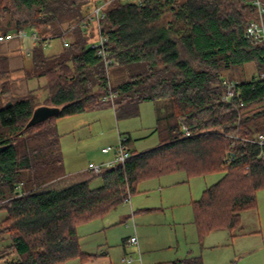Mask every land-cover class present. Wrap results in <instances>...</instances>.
Listing matches in <instances>:
<instances>
[{
    "label": "trees",
    "instance_id": "1",
    "mask_svg": "<svg viewBox=\"0 0 264 264\" xmlns=\"http://www.w3.org/2000/svg\"><path fill=\"white\" fill-rule=\"evenodd\" d=\"M101 1L0 0V34L34 27L40 40L31 47L26 76L45 77L42 86L14 95L9 57L0 53V235L10 240L0 249V264L89 258L80 249L78 225L103 217L150 177L221 173L192 202L199 236L239 227L241 212L256 207V193L264 188V145L248 139L264 136V78L256 76L264 71V45L245 35L248 21L257 17L253 0H110L99 26L118 73L115 83L89 46L95 33L88 6ZM168 15L182 22L165 20ZM62 35L67 44L46 54L44 40ZM248 63L255 73L246 78ZM222 78L236 81L243 105L236 94L229 102L221 99ZM39 89L47 91L43 104L59 112L25 128ZM109 89L115 91L113 107L103 99ZM144 101L166 107L155 116L158 143L137 151L127 136L132 156L123 167L116 163L92 173L99 185L90 187L93 176L62 184L55 120L103 105L117 119L129 118ZM9 251L16 257L8 258ZM157 264L202 263L190 255Z\"/></svg>",
    "mask_w": 264,
    "mask_h": 264
},
{
    "label": "rangeland",
    "instance_id": "2",
    "mask_svg": "<svg viewBox=\"0 0 264 264\" xmlns=\"http://www.w3.org/2000/svg\"><path fill=\"white\" fill-rule=\"evenodd\" d=\"M92 7L91 2L89 10ZM167 19L174 24L182 22L170 15L165 20ZM90 26L95 38V29L93 25ZM28 27L34 28L32 26L26 28ZM66 35L44 40L43 51L46 54H54L62 49L63 45L67 44V41L63 40ZM30 51L31 48L27 53L29 55L24 51L21 53L20 49L12 52L21 55L25 66L24 69L12 71V82L15 84L12 89L22 91L23 95L45 83V77L26 76L31 67ZM243 71L246 78L255 73L251 63L246 64ZM107 74L112 83L118 80V73L113 66L109 67ZM46 95V90H37L35 96L38 105L44 103ZM112 107L103 105L94 110L55 120L63 155L64 175L60 176L62 184L74 183L93 176V172L87 169L88 163L110 158L111 153H102L101 147L115 144L118 135L122 138L129 136L132 139L131 147L137 151L158 143V134L153 131L155 116L163 113L166 107L144 101L139 105L138 115L119 119L116 118ZM220 176L221 173L217 172L188 177L185 172L176 171L144 179L137 184L136 191L130 193L127 199L103 217L92 219L95 221L88 226L95 229L97 223L102 220L101 223L107 225L106 228L96 233H86L85 237L96 234L99 240L104 241L105 238L107 242H111L110 252L114 259L123 253L122 238L135 232L140 241L143 257L151 263L189 254L200 257L202 264H264V188L256 193V207L244 212L240 220L241 225L231 230L233 236H229L231 231L227 229H216L199 236L193 221L190 200L199 199L203 189ZM99 184L98 176H93L89 182L90 187ZM26 185H30L29 181H26ZM131 211H134V215ZM4 216L5 211L0 210V219ZM108 220L111 221L110 225L107 224ZM240 227L250 233L245 236H234ZM9 242L6 234L0 235V249L6 247ZM133 250V247L127 246L126 256H135ZM7 253L8 258L16 257L13 251Z\"/></svg>",
    "mask_w": 264,
    "mask_h": 264
},
{
    "label": "built area",
    "instance_id": "3",
    "mask_svg": "<svg viewBox=\"0 0 264 264\" xmlns=\"http://www.w3.org/2000/svg\"><path fill=\"white\" fill-rule=\"evenodd\" d=\"M109 1L110 0H103L98 4H95L90 9L89 14L87 15V20L89 19L91 21L90 23L91 25H93L96 32V37L94 38L95 36L94 35L89 40V46L95 49L96 55H98L103 61L107 73L109 67H111L113 63V59L109 55V50L106 45V37L100 33L99 20L103 17L104 15L103 9ZM124 1L138 2L139 0H124ZM253 4H255L257 8V17L252 18L248 21L245 28V35L249 37L252 40V42L264 45V21H263L264 4L262 3L261 0H253ZM79 24L83 27L85 26L84 21L80 22ZM11 39H17L20 43H23L24 41H30L33 44V43H37L40 40V37L38 36L36 29L31 27L28 28L24 27L15 30H10L5 34L3 33L0 34V42ZM26 53H29V49H26ZM256 76L260 78H264V71L260 72ZM221 83L223 86V93L221 99L223 101L229 102L234 94L238 96V91L236 90V81L222 78ZM114 95H115V91L109 89L108 93L103 96V99L110 101L111 104L113 105ZM238 103L239 105H243L242 98H240L239 96H238ZM181 129L184 135H189V131L185 126H182ZM248 139L249 141L257 143L260 146L264 145V136L262 133H256L253 137ZM101 152L104 154L111 153V157L96 163L89 162L87 167L89 171L93 173H97L99 171H102L103 169L112 167L116 163H120L123 167L125 161L132 156V152L126 144V137L122 138L120 135H118V139L115 144L102 146ZM20 185L21 183L18 184V187H20ZM130 240L136 241V237L132 236L130 237ZM123 259L126 260L127 262H130L132 260L131 257H124Z\"/></svg>",
    "mask_w": 264,
    "mask_h": 264
},
{
    "label": "crops",
    "instance_id": "4",
    "mask_svg": "<svg viewBox=\"0 0 264 264\" xmlns=\"http://www.w3.org/2000/svg\"><path fill=\"white\" fill-rule=\"evenodd\" d=\"M32 45H34V43L32 44L30 41H24L23 43H20L17 39L5 40V41L0 42V53L8 54L9 66L12 69V71H16V69L21 70V69H24V67H25L23 64L22 57L20 54H15L12 52H15L16 49H20L21 53H22V51H24L25 54H27L26 49H30L32 47ZM60 50L61 49L54 52V54L58 53ZM27 55H29V54H27ZM14 85L15 84L13 82H11L10 86H11V90L14 93V95H23L22 91H19V90L13 91L12 88L14 87ZM195 200H197V199H194V200L191 199L190 200L191 206H192V202ZM247 210H244L241 212L240 220H241L242 214L244 212H246ZM131 212L134 215V211H131ZM95 220H91L87 223L80 224L77 227V233L79 235L80 249L82 252L90 254L91 256L89 258L83 260V261H81L79 259V257H76V258L67 260L65 262H62L61 264H157V263H159V262L151 263L148 260H146L147 258L143 257V255H142L143 252L140 248V246H141L140 241H139V238L135 232L130 233L129 235H126L125 237L122 238L121 244L123 247V253L121 256L117 257V259H114L112 253L110 252L111 251V242H107V240L105 238H104V241L102 239L99 240V238L97 237L96 234H94V235L92 234L90 237H85L88 233H96L97 231L102 230V229L107 227V225H103V223H101L102 220L100 219L101 221H99L97 223V225L95 226L96 227L95 229L89 228L88 226L92 225L91 223L94 222ZM107 224L110 225L111 221L108 220ZM240 225H241V221H240ZM85 226H87V228ZM236 232L237 233H235L234 236H245V235L250 233V232H248V230H244L242 227H240ZM132 236L136 237V241L130 240V237H132ZM229 236L230 237L233 236L232 231L229 232ZM127 246L133 247V249H134L133 252L135 251V253H136L135 256H133V255L126 256L125 253H126V247ZM185 256H190V255L187 254ZM185 256H183V257H185ZM191 256H194V255H191ZM124 257H131L132 260L130 262H127L126 260L123 259ZM179 258H182V257H179ZM174 259H177V258H174ZM170 260H172V259H170ZM142 261H143V263H142ZM201 263H202V260H201Z\"/></svg>",
    "mask_w": 264,
    "mask_h": 264
},
{
    "label": "water",
    "instance_id": "5",
    "mask_svg": "<svg viewBox=\"0 0 264 264\" xmlns=\"http://www.w3.org/2000/svg\"><path fill=\"white\" fill-rule=\"evenodd\" d=\"M59 107L58 106H50V105H38L36 106L30 118L28 119L27 123L25 124V128H28L32 125H35L37 123H40L47 118L57 114L59 112ZM5 148V145L0 146V151Z\"/></svg>",
    "mask_w": 264,
    "mask_h": 264
}]
</instances>
